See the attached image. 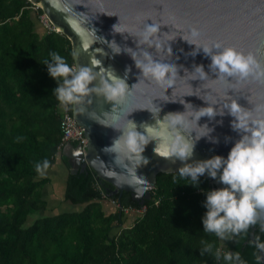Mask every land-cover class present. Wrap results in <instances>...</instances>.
I'll return each mask as SVG.
<instances>
[{"label":"trees","instance_id":"16d2710c","mask_svg":"<svg viewBox=\"0 0 264 264\" xmlns=\"http://www.w3.org/2000/svg\"><path fill=\"white\" fill-rule=\"evenodd\" d=\"M42 14L28 0H0V264H237L224 260L226 252L258 264L249 241L258 235L264 242L260 225L223 241L203 232L212 189L203 177L196 186L178 170L157 173L140 208L128 193L113 194L91 169L67 171L62 200L81 209L26 223L46 207L41 190L49 179L36 164L47 160L50 168L58 157L69 169L57 149L60 102L53 90L62 81L50 78L45 62L55 52L74 66L71 46L61 32H38ZM109 200L143 211L122 228L126 216L119 208L108 214L101 208ZM202 240L213 245L211 253L201 254Z\"/></svg>","mask_w":264,"mask_h":264},{"label":"water","instance_id":"95a60500","mask_svg":"<svg viewBox=\"0 0 264 264\" xmlns=\"http://www.w3.org/2000/svg\"><path fill=\"white\" fill-rule=\"evenodd\" d=\"M28 1L36 3L50 24L68 38L74 67L87 66L98 74L90 87H98L108 69L122 79L126 69H130L126 79L129 93L119 103L108 102L102 94L93 92L83 97L80 103L71 104L72 116L83 128L86 145L83 153L79 145L66 142L60 155L66 159L70 174L89 168L98 180L109 184L114 193H129L139 208L150 198L157 173L175 172L184 165L179 160L173 163L154 154L155 142H150L142 153L148 160L147 165L127 153L123 141L117 148L116 140L130 130L129 120L137 125L138 132L144 134L140 125L154 126L156 118L163 119L168 113L185 111L190 116L193 109L207 105L224 109V105L232 100L252 110L254 117L264 116V112L255 111L264 106V81L252 77L244 81L233 77L228 83L213 81L217 77L209 70L210 58L202 49L192 55L196 51L195 45L184 41H194L199 47L219 43L245 55L251 53L264 67V0ZM151 22L161 25L160 50L146 44L136 46L144 24L150 25ZM116 24L118 28L113 29ZM192 28L198 30L197 38L191 36ZM112 41L120 47L119 53L116 46L110 44ZM168 46L172 49L171 56L167 54ZM141 49L150 52L153 59L174 63L180 69L178 76L181 78L171 89L165 90L150 79L139 77L140 72L130 56L135 53L136 58L142 60ZM97 60L101 62L100 67L93 65ZM199 65H203L208 80H199L197 73H191L194 66ZM185 69L191 74L184 72ZM183 100L192 106L183 105ZM154 105L160 107L159 114ZM232 119L226 110L223 117L216 116L211 120L202 117L198 126L207 124L212 131L208 137L195 143L193 155L186 163L205 161L214 156L226 159L240 138L231 129ZM184 135L195 140L207 135V131L193 123ZM200 177L207 180L212 190L225 187L219 182V173L216 179L207 173ZM258 224L261 227V222ZM256 253L264 255L257 249ZM260 263L264 264V260Z\"/></svg>","mask_w":264,"mask_h":264},{"label":"clouds","instance_id":"9594fccd","mask_svg":"<svg viewBox=\"0 0 264 264\" xmlns=\"http://www.w3.org/2000/svg\"><path fill=\"white\" fill-rule=\"evenodd\" d=\"M117 28L118 24L113 25V29ZM160 28L159 23L151 22L150 25L145 23L139 33V38L136 40V46L146 44L149 48L154 46L160 50L162 48L159 39ZM191 36L193 38L199 36L196 28H192ZM184 41L190 45H195L196 51L191 53L192 55L202 49L204 55L210 58L209 70L217 77L212 79L213 81L228 83L229 78L233 77L240 81L247 80L249 77L257 81H264V67L259 64L253 54L245 55L235 48L222 47L219 43L212 47H199L194 41ZM110 44L115 45L119 53L120 47L115 41ZM128 49L129 51L132 50L131 48ZM141 52L142 60L137 59L135 53L130 56L136 69L140 72L139 77L150 79L157 85L164 87L165 90L171 89L176 80L181 78L178 76L180 69L176 64L155 60L150 52L143 49ZM167 54L172 55L170 46L167 48ZM51 61V63L45 62L47 72L54 81L57 79L62 81L53 90L61 104L80 103L83 97L93 92L102 94L108 102L119 103L129 93L126 79L130 69H126L123 79L108 69L107 75L101 78L98 87H90L98 75L92 68L70 66L60 54L55 52L51 53ZM100 63L98 60L93 61L95 67H100ZM184 72L188 71L185 69ZM193 72L198 74L199 80L209 79L203 65L194 66L191 73ZM184 104L192 106L183 100ZM154 107L157 108L159 114L160 107L155 105ZM225 110L233 118L230 125L231 129L240 136L230 149L227 158L214 156L205 161L186 163L193 155L195 143L201 138L208 137L212 131L207 124L198 126V121L202 117H208L210 120L216 116L223 117ZM255 111L257 113L264 112V106L257 107ZM193 123L196 127L205 129L207 135H201L195 140L185 136L184 132L190 131ZM129 124L130 130L116 140V147H121V141H123V149L134 155L137 161H143L144 165H147L148 160L142 156V153L150 142H155L154 154L163 159L171 160L173 163L175 160L181 161L184 166L178 172L182 176L190 177L196 186H198V178L205 173L212 179H216L219 173V182L225 187L206 193L204 204L206 212L202 219L203 232L214 233L223 241L246 233L249 227L255 226L258 222H261V231H264V116L257 115L254 117L252 110L245 109L236 100H232L229 104L224 105V109L207 105L193 109L190 116L185 111L168 113L163 119L156 118L154 126L140 125L144 134L137 131V125L131 120H129ZM48 168L49 162L47 160H44L42 164L37 163L35 166L36 172L41 176L45 174ZM136 179L141 178L136 177ZM201 243L203 245L201 254L212 252L213 245L211 243L203 240ZM249 244L254 245L260 254H264V242H261L260 236H254ZM254 255L258 264L264 260V255L255 253ZM216 258H220L219 252H217ZM223 258L225 261L245 264L241 260L239 252H226Z\"/></svg>","mask_w":264,"mask_h":264},{"label":"rangeland","instance_id":"374dc122","mask_svg":"<svg viewBox=\"0 0 264 264\" xmlns=\"http://www.w3.org/2000/svg\"><path fill=\"white\" fill-rule=\"evenodd\" d=\"M35 4L36 3H34V5ZM37 28H38V32H42L41 26H39V27L37 26ZM59 160L60 159H58V157H57L55 160V163L43 175V176L48 177L50 179V184L46 185L44 188V191H43L44 195H46L45 197H48L47 199L50 200V196L55 194V199L61 200L59 202H57L56 200L54 201L55 204L53 207H56L59 203V205L54 209V212L52 211V213H54V214L61 213V212L78 211L81 209V206L71 205L67 202H63V200H62L61 196H62L63 181L66 177V173L68 171V168L66 166H64L62 160L60 162H59ZM53 207H51V209H53ZM101 208L105 214H108L110 212H114L117 209V207L115 206V202L111 201V200H109V202H107V201L101 202ZM51 209L44 210V211L39 212V213H37V212L30 213L27 216L26 223L30 224L34 219H36L39 216L50 215ZM138 214H140V213L132 212V213L124 214L126 217H125L124 222L121 225V227L123 228V227L130 226Z\"/></svg>","mask_w":264,"mask_h":264},{"label":"built area","instance_id":"2783aa9c","mask_svg":"<svg viewBox=\"0 0 264 264\" xmlns=\"http://www.w3.org/2000/svg\"><path fill=\"white\" fill-rule=\"evenodd\" d=\"M36 5V4H35ZM39 24L41 28L47 32H58L59 30L52 26L48 19L42 14L39 16ZM59 113V129L61 132L60 143L57 146V149L60 150L64 143L69 142L72 145H79L84 153V148L86 145L84 131L81 126H79L74 120L69 104H59L58 105ZM115 206L119 208L124 214L137 212L142 213L143 208L140 210H134L131 207L120 208L117 203Z\"/></svg>","mask_w":264,"mask_h":264},{"label":"crops","instance_id":"0c3cea01","mask_svg":"<svg viewBox=\"0 0 264 264\" xmlns=\"http://www.w3.org/2000/svg\"><path fill=\"white\" fill-rule=\"evenodd\" d=\"M61 161V159L59 160V162ZM48 169H50V168H48ZM48 169L46 170V171H48ZM40 177H42V178H48V177H45V176H41V175H39ZM66 178V177H65ZM49 179V178H48ZM50 184V179H49V183L47 184V185H49ZM46 186V185H45ZM45 186L42 188V190H41V196H42V200H44L45 202H46V207H45V210H49V209H51V207H53L54 206V201L56 200L55 199V194L54 195H51L50 196V200L49 199H47L48 197H45L46 195H44V188H45ZM64 187H65V179H64V181H63V188H62V196L61 197H63V193H64ZM54 192V191H53ZM57 202H59V201H61V200H59V199H57L56 200ZM103 202V201H102ZM107 202H109V201H107ZM61 203V202H60ZM58 205H59V203H58ZM57 205V206H58ZM56 206V207H57ZM56 207H53V209H51V211H50V215H54V213H52V211L54 212V209L56 208ZM111 213V212H110ZM58 214V213H57Z\"/></svg>","mask_w":264,"mask_h":264},{"label":"flooded vegetation","instance_id":"af4514ba","mask_svg":"<svg viewBox=\"0 0 264 264\" xmlns=\"http://www.w3.org/2000/svg\"><path fill=\"white\" fill-rule=\"evenodd\" d=\"M68 170H69V169H68ZM206 181H207V180H206ZM207 184L211 187V185H210L208 182H207ZM211 189H212V188H211ZM112 193L115 194L113 191H112ZM121 193H122V192H121ZM121 193H120V194L118 193V196H120ZM126 193H127V192H126ZM128 194H129V193H128ZM129 197H130V195H129ZM130 198H131V197H130Z\"/></svg>","mask_w":264,"mask_h":264},{"label":"bare ground","instance_id":"6f19581e","mask_svg":"<svg viewBox=\"0 0 264 264\" xmlns=\"http://www.w3.org/2000/svg\"><path fill=\"white\" fill-rule=\"evenodd\" d=\"M59 32V31H58Z\"/></svg>","mask_w":264,"mask_h":264}]
</instances>
